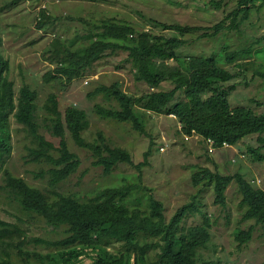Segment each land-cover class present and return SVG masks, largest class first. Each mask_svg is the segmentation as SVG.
Instances as JSON below:
<instances>
[{"label":"trees","instance_id":"16d2710c","mask_svg":"<svg viewBox=\"0 0 264 264\" xmlns=\"http://www.w3.org/2000/svg\"><path fill=\"white\" fill-rule=\"evenodd\" d=\"M21 1L24 0H8L0 6V11ZM209 1L219 8L224 0ZM256 1L236 0L220 20L210 25L164 21L149 16L147 21L152 28H138L128 20L106 16L93 26L80 16L77 19L87 25L85 31L71 38L56 35L54 28L60 16L41 8L36 26L45 31L50 29L56 35L43 54L53 65L43 74V79L70 85L74 79L93 74L95 64L106 55L124 51L123 61L130 64L135 79L144 82L147 89L136 94L124 90L118 80L98 83L87 96L101 94L109 103L95 102L96 114L128 122L145 137H150L147 117L152 112L174 115L181 133L200 136L207 147L208 139L214 146L223 147L224 142L230 146L257 134L262 144L249 150L255 159H264L261 151L264 110L256 111L250 106L229 102L236 83L228 82L241 71L252 68L253 75L264 80V68L260 64L254 67L250 58L252 46L228 50L226 43L223 52L208 55L182 56L180 50L188 42L187 34L213 38L222 30H240ZM154 28L170 33L156 32ZM224 62L233 64L238 70H230ZM8 68L9 61L0 53V190L5 192L10 203H17L20 211L34 220H44L53 230L62 227L63 235L58 238L29 236L21 217L17 221L0 217V264H84L79 258L81 254L92 259L87 264H210L199 253L212 236V222L198 207L199 197L211 186L214 202L226 206L227 188L232 182L241 194L238 203L243 209L241 219L264 224V188L254 186L239 171L223 174L209 167L195 170L192 182L198 186L197 192L169 218L163 201L152 193L147 194V206L127 201L134 190L142 188L139 183L105 186L89 197L62 188V183L81 164L79 155L68 144L67 133L78 146L92 151V163L102 167L105 174H110L119 163H128L137 168L138 180L142 168L149 164L154 141L150 140L144 158L138 162L127 148L112 144L100 131L95 140L89 141L83 135L90 125L86 110L75 104L61 107L59 96L53 91L48 93L43 104L44 120L50 130L47 136L37 119L38 90L24 82L16 92L14 81L7 75ZM11 119L21 125L28 137L24 157L26 161L40 164L33 172L36 178L47 181L43 186L29 183L7 166L12 152ZM196 211L201 214V221L186 225L187 217ZM253 228L251 224L246 229L236 230L238 245L250 240ZM31 243L55 250L42 253L30 249Z\"/></svg>","mask_w":264,"mask_h":264},{"label":"rangeland","instance_id":"374dc122","mask_svg":"<svg viewBox=\"0 0 264 264\" xmlns=\"http://www.w3.org/2000/svg\"><path fill=\"white\" fill-rule=\"evenodd\" d=\"M6 1L8 0H0V6ZM235 3L236 0H224L218 8L209 0H24L0 11V53L9 61L7 75L14 81L16 92L24 82L38 90L36 112L42 132L50 136L48 124L44 120L46 113L43 104L48 93L53 91L58 94L61 107L75 104L86 110L90 125L83 131V135L89 141L95 140L100 131L112 144L127 148L135 162L144 158V151L148 149L150 140L154 141L148 157L149 164L142 168L141 179L138 180L137 168L128 163H119L110 174H105L102 167L92 163V151L78 146L67 133L68 144L79 155L81 164L77 171L62 183V188L89 197L105 186L139 183L142 188L134 190L127 201L130 204L139 202L147 206V194L152 193L163 201L168 218L179 206L192 200L198 188L192 182V173L203 167L218 170L223 174L239 171L254 186L264 188V159H255L249 150L250 147L262 144L257 140V134L246 136L229 147H216L210 152L203 138L196 134L186 138L185 134L179 131L180 125L174 115L152 112V115L147 117L150 137H145L128 122L102 118L96 114L93 110L95 102L105 105L109 103L101 94L92 98L87 96V92L98 83L109 84L118 80L124 90L136 94L147 89L144 82L135 79L130 64L123 61L126 56L124 51L106 55L95 64L93 74L74 79L70 85L53 80L45 82L43 79V74L53 66L43 55L53 37L61 35L63 38H71L85 31L86 22L77 17H84L93 26L106 16L128 20L138 28H152L147 21L149 16L164 21L210 25L220 20ZM41 8H45L52 15L60 16L54 28L56 35L50 29L45 31L36 26ZM154 30L170 33L159 28ZM262 36L264 0H257L249 17L241 24L240 30H222L213 38H199L197 33L187 34L185 38L188 42L181 47V55L223 52L222 47L226 43L229 45L228 50L251 45L250 58L254 67L260 64L264 68ZM258 38L261 40L256 42ZM170 62L176 63L175 60ZM223 65L232 71L238 70L233 64L224 62ZM232 82L236 83V88L229 95L231 105L240 104L250 106L256 111L264 110V80L258 75H253L252 68L241 71L228 83ZM10 125L12 152L7 166L15 174L24 176L29 183L43 186L47 181L36 178L33 172L40 164L26 161L24 157V145L29 142L25 131L14 119H11ZM261 151L264 153V145ZM214 196L213 188L209 186L199 197L198 207L212 222V236L206 247L200 249L201 258L210 261V264H264V224L255 223L253 219H241L243 209L238 205L241 194L237 185L232 182L228 186L226 206L216 204ZM0 217L9 221H17L21 217V223L27 228L29 236L58 238L63 235L62 227L53 230L44 220H34L28 213L20 211L17 203H10L2 190ZM201 219V214L196 211L187 217L185 224H196ZM251 224L254 228L250 240L238 245L235 239L236 230L246 229ZM28 247L42 253L55 250L32 243ZM79 258L84 264L92 260L86 254H81Z\"/></svg>","mask_w":264,"mask_h":264},{"label":"built area","instance_id":"2783aa9c","mask_svg":"<svg viewBox=\"0 0 264 264\" xmlns=\"http://www.w3.org/2000/svg\"><path fill=\"white\" fill-rule=\"evenodd\" d=\"M186 138H188V135H185ZM209 140V143H208V149L209 151H213L216 146L213 145V141L211 139H208ZM222 146H229V144L227 142H224ZM161 148H163V146H161Z\"/></svg>","mask_w":264,"mask_h":264},{"label":"clouds","instance_id":"9594fccd","mask_svg":"<svg viewBox=\"0 0 264 264\" xmlns=\"http://www.w3.org/2000/svg\"><path fill=\"white\" fill-rule=\"evenodd\" d=\"M223 147H225V146H223Z\"/></svg>","mask_w":264,"mask_h":264}]
</instances>
